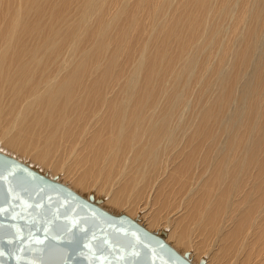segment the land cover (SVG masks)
<instances>
[{
	"label": "bare ground",
	"instance_id": "bare-ground-1",
	"mask_svg": "<svg viewBox=\"0 0 264 264\" xmlns=\"http://www.w3.org/2000/svg\"><path fill=\"white\" fill-rule=\"evenodd\" d=\"M0 150L195 264H264V0H0Z\"/></svg>",
	"mask_w": 264,
	"mask_h": 264
},
{
	"label": "water",
	"instance_id": "water-1",
	"mask_svg": "<svg viewBox=\"0 0 264 264\" xmlns=\"http://www.w3.org/2000/svg\"><path fill=\"white\" fill-rule=\"evenodd\" d=\"M102 202L0 150V264H195L165 229Z\"/></svg>",
	"mask_w": 264,
	"mask_h": 264
},
{
	"label": "rangeland",
	"instance_id": "rangeland-1",
	"mask_svg": "<svg viewBox=\"0 0 264 264\" xmlns=\"http://www.w3.org/2000/svg\"><path fill=\"white\" fill-rule=\"evenodd\" d=\"M31 147H32V146H31ZM31 147H30V148H31ZM59 153H61V152H59ZM59 153H58L59 156H60V155H63L62 153H61V154H59ZM52 156H53V157H52ZM52 156H51V157L54 159V156H55L54 153H53ZM56 160H57V159H56ZM74 160H76V159H74V157H70L69 160H67L66 167H67V168L69 167V168H68L66 171L69 170V172H70V169H71V168L73 169L74 166H75L77 170L75 171V169H74L73 171L76 172V175H79V174H80L81 172H83V171H81L82 169H80V166L78 165L80 162L78 163V161L76 160V165H78V166H76ZM68 161H70V162L72 163L73 166H72V165L69 166L71 163L69 162V165H68ZM73 163H74V164H73ZM80 164H81L82 167H83V164H82V163H80ZM70 167H71V168H70ZM78 168H79L80 170H79ZM72 169H71V173H72L71 175L74 176L75 173L72 171ZM78 170H79V171H78ZM77 172H78V173H77ZM76 175H75V176H76ZM78 192H79V191H78ZM85 194H86V193H85ZM101 197H102V196H101ZM143 199H145L144 201H146V202H144ZM143 199H141V201L138 199V201H137V202H140L141 205H140L139 203H138V204H139L141 207H142V206H143V207L146 206L145 208H147V210H149L150 208H152V210H155L154 208H157V207H158V205H157V207H155V206L152 207L153 205H155V202H153V204H152L151 202L147 201L146 198H143ZM137 202L135 201V203H137ZM148 202L151 203V204H149V205H151L149 208H148V204H147ZM103 203H104V201H103ZM103 203H102V204H103ZM142 203H143V204H142ZM102 204H101V205H102ZM102 206H103V205H102ZM108 210L112 211V209H108ZM115 210H116V209H115ZM150 211H151V210H150ZM112 212L116 213L114 210H113ZM122 212H124V211H122ZM161 212H162V211H161ZM163 212H165L164 214H167V213L171 212V209H170L169 211H168V210H167V211H166V210H163ZM166 212H167V213H166ZM124 213H125V212H124ZM116 214H118V213H116ZM169 214H171V213H169ZM172 214H173V212H172ZM172 214H171V215H172ZM136 217H137V216H136ZM139 218H141V217H139ZM146 221H147V220H146ZM142 223L145 224L146 222H145L144 220H142ZM159 227H160V226H156V228L154 227L152 230H157V231L162 230V229L159 228ZM160 232H161V231H160ZM166 239H167V238H166ZM170 243H171V242H170ZM179 251H180V250H179ZM180 252H181V251H180Z\"/></svg>",
	"mask_w": 264,
	"mask_h": 264
}]
</instances>
